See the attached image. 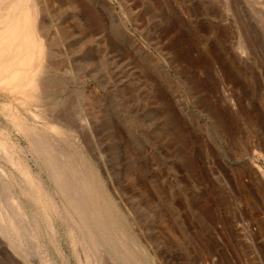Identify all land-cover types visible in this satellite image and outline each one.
<instances>
[{"label": "rangeland", "instance_id": "rangeland-1", "mask_svg": "<svg viewBox=\"0 0 264 264\" xmlns=\"http://www.w3.org/2000/svg\"><path fill=\"white\" fill-rule=\"evenodd\" d=\"M113 1L128 41L119 54L116 27L109 124L97 128L93 164L144 262L264 264V180L247 166L264 169V0H241L231 20L219 17L227 0H125L123 9ZM244 22L258 34L242 59L231 42ZM236 121L241 135L244 125L251 131L248 155L242 144L227 145ZM24 166L9 164L7 175L27 193L53 253L60 264H85L77 233L55 209L50 178L36 163ZM0 251L14 255L6 238Z\"/></svg>", "mask_w": 264, "mask_h": 264}, {"label": "bare ground", "instance_id": "bare-ground-1", "mask_svg": "<svg viewBox=\"0 0 264 264\" xmlns=\"http://www.w3.org/2000/svg\"><path fill=\"white\" fill-rule=\"evenodd\" d=\"M240 2L227 0L222 8L228 13L220 7L219 17L231 20L229 12ZM119 3L125 8V0ZM123 16L113 0H0V122L12 128L0 124V238L14 250L7 260L0 255V264H60L27 193L7 175L9 164L26 171L27 162L50 178L55 209L77 233L85 264H146L93 164L97 128L107 131L109 124L108 64L116 27L117 52L122 55L127 45ZM243 24L231 42L242 59L253 51L258 34ZM208 30L218 31L211 25ZM225 35L230 37L228 30ZM226 41L219 40V46L226 49ZM231 124L227 145L244 147L250 129L244 125L241 135L237 121ZM218 151L223 156L222 146ZM247 166L262 183L264 169Z\"/></svg>", "mask_w": 264, "mask_h": 264}]
</instances>
